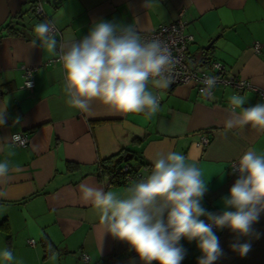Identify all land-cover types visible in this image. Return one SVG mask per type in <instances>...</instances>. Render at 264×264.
<instances>
[{"label":"crops","instance_id":"1","mask_svg":"<svg viewBox=\"0 0 264 264\" xmlns=\"http://www.w3.org/2000/svg\"><path fill=\"white\" fill-rule=\"evenodd\" d=\"M40 1L43 16L33 12L37 0H0V26L23 12V19L16 17L23 24L16 25L20 32L0 35V113L6 121L0 125V161L8 159L13 169H21L11 170V179L0 182L5 193L0 196V252L11 250L16 258H0V264H130L133 258L142 264L125 242L102 235L98 210L82 201L79 186L124 195L129 184H114L107 173L95 171L99 160L111 158L115 164L123 155L137 166L132 156L139 154L152 167L157 152L174 151L200 168L208 187L202 205L220 214L225 210L222 197L237 179L231 174L232 162L249 148L264 152V132L251 126L225 129L228 98L244 96L243 108L264 99L254 89L237 92L216 86L211 97H204L190 84L167 89L150 84L160 97V109L151 119L114 113L98 101L83 112L66 103L56 55L30 47L34 26L53 23L57 40L64 42L83 38L100 20L151 31L184 9L185 32L194 38L188 54L198 70L209 71V62L216 60L264 92V0H151L149 7L146 0ZM255 43L260 44L258 51ZM24 65L33 69L32 89L24 87ZM19 132L28 134V144L10 147L7 139ZM203 135L208 138L205 147L197 144ZM10 151L16 154L8 156ZM253 229L249 236L214 229L224 253L214 264H264V213ZM246 241L251 251L244 257L230 247ZM180 244L186 249L181 264H198L197 242L182 238Z\"/></svg>","mask_w":264,"mask_h":264},{"label":"clouds","instance_id":"2","mask_svg":"<svg viewBox=\"0 0 264 264\" xmlns=\"http://www.w3.org/2000/svg\"><path fill=\"white\" fill-rule=\"evenodd\" d=\"M144 6H151V0ZM33 32L30 47L58 55L66 103L80 111L88 112L91 102L98 101L114 113L144 114L151 119L160 109V98L149 85L167 89L173 83L177 59L161 40H143L133 24L100 20L83 38L64 42L57 40L51 22L35 25ZM202 83L201 94L211 97L217 78L205 76ZM228 99L225 129L251 126L264 132V102L243 108L244 96L233 94ZM5 122L0 113V125ZM7 140L10 147L24 143L17 133ZM15 154L10 151L8 156ZM231 169L238 176L229 194L222 197L225 210L220 214L202 205L208 187L200 168L174 151L157 152L150 173L131 182L124 195L87 184L79 188L82 201L98 210L102 235L125 242L142 264H181L186 255L182 238L197 242L198 264H214L224 253L213 228L249 236L264 213V152L247 149ZM11 170L21 171L13 169L8 159L0 161V182L11 179ZM230 247L241 257L251 251L247 241ZM0 258L6 262L16 259L8 249L0 252ZM130 264H135L134 258Z\"/></svg>","mask_w":264,"mask_h":264},{"label":"built area","instance_id":"3","mask_svg":"<svg viewBox=\"0 0 264 264\" xmlns=\"http://www.w3.org/2000/svg\"><path fill=\"white\" fill-rule=\"evenodd\" d=\"M40 2V0H37V2L35 3L34 12L39 16H43L44 12ZM185 27L186 20L184 9H180L178 11L176 18L172 22L162 23L156 29H153L151 31H141L136 27L143 40H161L165 45H167L172 56L177 59L178 63L173 74V83L171 85L190 84L196 88L199 95L204 96L201 94V89L204 88V84L202 83L203 79L205 78V76H215L217 78L216 86H220L222 88L230 86L237 92H242L246 89H254L255 91H258L261 95V98L264 99V92H261L260 90L255 88L250 81L242 77H238L236 74L230 72L225 67V65L219 61H210L209 71L198 70V64L194 62L188 54V45L194 38L192 34L185 32ZM56 32L57 29L55 27V34ZM259 47V43H255L253 46L254 50L256 51H258ZM54 59L56 61H59L58 55H56ZM23 70L24 87H26L27 89H32L34 87L33 69L30 66L24 65ZM17 134L22 137L24 143L22 146L19 144L16 146L25 147L29 141L28 134L25 132H19ZM207 143L208 138L204 135L201 136L199 141L197 142L198 145H202L203 147H205ZM233 163L234 162H232V164ZM151 168L152 167L150 165H142L138 170L130 171L128 166L124 164L120 169H117V171L124 173L123 180L125 181V184H130L133 181H138L141 178L146 177L150 173ZM231 174L238 176V173H233V171H231ZM214 229L216 228L214 227L213 230ZM30 243L32 244L33 241H30ZM80 257L85 261L88 260V256L86 254H82Z\"/></svg>","mask_w":264,"mask_h":264},{"label":"trees","instance_id":"4","mask_svg":"<svg viewBox=\"0 0 264 264\" xmlns=\"http://www.w3.org/2000/svg\"><path fill=\"white\" fill-rule=\"evenodd\" d=\"M34 7H35V5L32 7L33 12H34ZM16 17L18 19H23V12H21L17 16L8 18L7 21L0 26V35L3 33H5L7 35H13V34H17L18 32H20V28L16 27V25L20 23L19 20H16ZM20 25H23V24L20 23ZM138 141H140V140H138ZM134 158L137 160V163H138L137 166H134L130 163L131 158L130 159L127 158V160H124L123 155L119 156L118 159H116V161H114L115 164L110 163V162H112L111 158L105 159V160H99L96 167H95V171H97L99 174L107 173L110 176V181L114 184H125V181L123 180L124 179V173L117 171V169H120L121 166L126 164L128 166V168L130 169V171H136L142 165H149L148 163H146L145 161H143L141 159V156L139 154L136 157L134 154L132 156V159H134ZM122 161H124V164L120 163ZM67 164L74 166V167H77L74 164H72V162H67Z\"/></svg>","mask_w":264,"mask_h":264},{"label":"water","instance_id":"5","mask_svg":"<svg viewBox=\"0 0 264 264\" xmlns=\"http://www.w3.org/2000/svg\"><path fill=\"white\" fill-rule=\"evenodd\" d=\"M57 1H60V0H53V2H57ZM208 47V45L206 46V48ZM130 157V156H129ZM124 160H127V158L125 157Z\"/></svg>","mask_w":264,"mask_h":264}]
</instances>
